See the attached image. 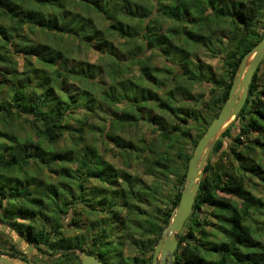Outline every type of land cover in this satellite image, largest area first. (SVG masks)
<instances>
[{"label":"trees","instance_id":"obj_1","mask_svg":"<svg viewBox=\"0 0 264 264\" xmlns=\"http://www.w3.org/2000/svg\"><path fill=\"white\" fill-rule=\"evenodd\" d=\"M263 34L264 0H0V209L11 226L66 264L87 250L103 264H151L197 141ZM82 50L98 52V61L78 59ZM199 50L222 59L226 74L205 71ZM142 120L155 139L120 138ZM108 145L150 181L106 160ZM90 181L99 187L88 190ZM258 186L264 60L211 150L173 264H264ZM77 206L90 223L72 217L77 233L63 236L62 218Z\"/></svg>","mask_w":264,"mask_h":264},{"label":"water","instance_id":"obj_2","mask_svg":"<svg viewBox=\"0 0 264 264\" xmlns=\"http://www.w3.org/2000/svg\"><path fill=\"white\" fill-rule=\"evenodd\" d=\"M264 60V34L261 39L241 58L229 87L227 97L222 104L217 116L211 120L204 134L188 160L184 186L180 198L169 224L162 230L161 236L153 248L151 264H173L175 250L177 248L176 235L182 231L187 218L193 208L200 181L204 176V167L208 156L222 133L229 127L239 112L242 110L248 97L249 85L257 68ZM0 230L6 232L22 248L23 252L30 256L46 258L47 255L31 244L27 243L18 232L8 225H0ZM64 250L62 253H66ZM80 264H102L93 255L84 252L77 253ZM46 263H50L46 260ZM0 264H33L20 259L0 256Z\"/></svg>","mask_w":264,"mask_h":264},{"label":"rangeland","instance_id":"obj_3","mask_svg":"<svg viewBox=\"0 0 264 264\" xmlns=\"http://www.w3.org/2000/svg\"><path fill=\"white\" fill-rule=\"evenodd\" d=\"M81 51V50H80ZM78 53V59H85L87 62L89 63H95L98 61L99 58V53L96 52L95 50H82V52ZM149 54V53H148ZM168 56V55H167ZM198 59H200V63L203 65L204 70L206 71V69L210 68V70H208V72L210 71V73L212 72V74L214 76H222L226 74V69L225 66L223 65V60L216 58V57H211L209 54H206L204 52V50H199V54H198ZM18 64L22 65V63L24 62L22 58L18 57L17 58ZM152 61L154 63V65L156 66H162V64L164 63V60L160 57H152ZM172 65L174 63H171ZM122 77H126V76H122ZM105 77L103 76V79ZM105 80V79H104ZM106 81V80H105ZM107 82V81H106ZM207 90V89H206ZM181 92L182 95V91L183 89L179 90ZM205 91V90H204ZM190 92L192 94V96H196L198 94H202V89L199 88V86H197V84H194L191 86L190 88ZM180 95V93L178 94ZM205 99L208 97L207 94H204ZM120 111H124L123 108H120ZM92 124L96 125V126H102V123L99 119H94L91 122ZM137 128H130L128 127V134H122L120 135L121 137H125V138H130L135 144H137L138 139H144L146 142H149L152 139H155L156 137L154 135L151 134V130L148 128L147 124L145 123V120H142L138 125ZM107 127V125H106ZM84 132L86 133V141L85 143L89 144L91 143V138L93 136V134H90L89 131L86 130V128H84ZM192 135H194V131L191 132ZM62 144H67L68 143V139L62 141ZM111 146L108 145L107 147L104 148V157L106 160H108L110 163H112L116 168H120L122 170H125L129 173L132 174H137L139 176V178L141 179V181H145L148 182L150 181L149 178L145 177L144 175L141 174L140 170L141 168L139 167V165L134 161L129 159V166L126 165V163L124 162V160L121 159V157L115 155L116 154V150H110ZM211 153V152H210ZM260 153L257 152L256 155L258 156ZM210 157V154L208 156V158ZM217 160V157H213V160ZM222 162L225 164V166L227 168H229V164L232 162L231 158H224L222 160ZM233 163V162H232ZM54 176V175H51ZM255 182L257 183V181L255 180ZM88 187L90 190L91 187L95 188V187H99V185L95 182V181H90L88 183ZM164 190L166 191L168 186L165 185ZM252 192H254V194L258 197H263L264 198V186H258L256 187V189L252 190ZM97 198L94 201L95 203L97 202ZM95 205V204H94ZM80 206H77L75 208V210L71 211L68 216H64L63 219V229H62V235L63 236H72L74 234L77 233V231L75 230L74 226L71 225L70 223V218L75 217L76 219H79L80 223L79 225L82 226L83 228L86 229V227L89 225L90 223V219L88 217H86L82 211H79ZM205 214V213H204ZM203 214V215H204ZM83 224V225H82ZM89 241L85 244V248H87L89 245ZM80 252V251H77Z\"/></svg>","mask_w":264,"mask_h":264},{"label":"flooded vegetation","instance_id":"obj_4","mask_svg":"<svg viewBox=\"0 0 264 264\" xmlns=\"http://www.w3.org/2000/svg\"><path fill=\"white\" fill-rule=\"evenodd\" d=\"M0 225H8L9 227L13 228V226H11V220L7 217V215H5L3 213L2 209H0ZM13 230H15V229L13 228ZM19 235L22 237L21 234H19ZM33 247L35 249L40 250L41 252L46 253L47 257L46 258L36 257V255L34 253L30 254V256H27L23 252L22 248L13 240V238H11L6 232H3L0 230V256H6L9 258L20 259L23 261L31 262L33 264H66L64 261L59 262V258H61V256H62L61 253L60 254H53L51 251L46 250L44 247H35V246H33ZM87 251L84 253L90 254ZM76 255L79 259L78 254H76ZM95 258L98 261H100L97 257H95ZM46 260H48L50 263H46ZM100 262H102V261H100ZM79 264H80V259H79ZM102 264H103V262H102Z\"/></svg>","mask_w":264,"mask_h":264}]
</instances>
